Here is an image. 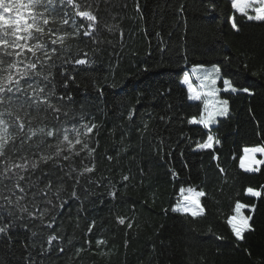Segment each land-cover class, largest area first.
Instances as JSON below:
<instances>
[{"label": "trees", "instance_id": "16d2710c", "mask_svg": "<svg viewBox=\"0 0 264 264\" xmlns=\"http://www.w3.org/2000/svg\"><path fill=\"white\" fill-rule=\"evenodd\" d=\"M86 2L99 19L93 38L104 42L94 44L89 37L73 41L72 51L81 58L86 52L90 64H69L61 70L76 75L69 89L75 111L79 113L83 105L98 124V134L94 130L91 137L93 145L99 144L96 171L89 175L100 186L88 185L85 176L78 197H72L69 182L61 197L67 203L56 210L52 229L32 227L42 231L35 239L44 244V255L39 247L25 250V242L34 238L17 222L10 240L0 236V264H28L29 255L34 264H264V200L244 195L248 186H264V166L256 173L239 168L243 148L264 143V72L259 71L264 64V24L237 16L243 26L239 32L233 30L230 0ZM181 3L184 12L179 11ZM68 11L73 12L71 7ZM78 23L87 26V21ZM201 64L220 65L222 75L255 92L223 95L230 102L229 114L211 129L221 141L216 146L219 161L212 159L211 151L197 148L208 130L187 124L188 117L199 114L202 103L188 101L182 80L191 67ZM132 109L135 115L129 121ZM160 116L166 119L161 121ZM145 123L147 134L137 131ZM218 162L225 169L223 175ZM76 165L82 166L79 159ZM125 174L131 177L127 182L122 181ZM182 186L206 192L201 199L206 206L204 218L193 220L171 210ZM84 188L92 193L87 198ZM114 191L115 198L109 195ZM237 199L256 205L254 213L245 212L253 216L255 230L246 232L243 240H237L225 223ZM118 216L132 218L134 227L119 225ZM8 219L5 214V222ZM93 220L95 227L89 233ZM50 221L51 214L45 224ZM53 229L60 239L47 251V236ZM98 239L106 240V246L98 249ZM81 247L84 251L77 256Z\"/></svg>", "mask_w": 264, "mask_h": 264}, {"label": "snow or ice", "instance_id": "6c2138e0", "mask_svg": "<svg viewBox=\"0 0 264 264\" xmlns=\"http://www.w3.org/2000/svg\"><path fill=\"white\" fill-rule=\"evenodd\" d=\"M230 6L232 15L229 20L233 30L239 32L243 26L237 16L245 22L264 24V0H230ZM69 7L73 12L68 11ZM179 11H185L183 3L179 5ZM78 20L87 21V26L78 23ZM98 25L96 10L86 0H0V236H8L10 240L12 228L20 222L34 238L31 243L25 242L26 251L30 247H39L40 254L44 255V244L35 239L42 235V231L32 230V227L52 229L56 210L67 203L61 197L67 191L69 182L72 197H78L81 180L85 176H88V185L95 183L97 187L100 186L99 181H93L89 175L96 171L99 144L96 142L93 145L91 137L94 130L98 134V124L83 105L79 113L75 111L76 101L69 89L76 75L61 70L69 64H90L86 52L81 58L80 53L72 51V42L79 43L83 37L93 38L99 31ZM106 27L109 32L112 31L111 26ZM123 36L121 30V39ZM103 42L93 38L94 44ZM166 47L160 51L164 52ZM197 67L205 66L201 64ZM243 67L247 69L248 65L244 64ZM259 71L264 72V64ZM252 74L257 75V72L253 71ZM197 79L199 84L195 85L188 75L183 78V83L187 85L188 101L202 103L199 114L188 117L187 124L201 125L208 130L206 139L198 142L197 148L211 151L212 159L219 161L216 146L221 141L212 134L211 129L219 123L218 118L227 117L230 111L229 100L222 99L220 93L243 92L252 96L255 92L251 87H238L232 78L222 75L218 64H213ZM218 82H222V88L217 86ZM98 91L102 93L103 89ZM163 94L162 91L159 93ZM134 115L135 109L130 110L127 119L132 121ZM159 119L164 121L166 117L160 116ZM171 119L167 117L169 122ZM148 128L149 125L145 123L137 131L147 134ZM160 144L163 145L164 141L161 140ZM160 150L163 151V148ZM257 154L264 156V143L244 147L243 155L239 157V168L245 173L260 172L264 159H257ZM77 159L82 165L79 168ZM107 159L112 161L113 157L108 155ZM86 160L91 163L86 164ZM216 167L220 174H225L219 162ZM130 179L127 174L122 176L123 182ZM83 192L85 198L92 194L88 188H84ZM109 195L115 198L118 193L114 191ZM244 195L264 200V186L259 189L248 186L244 189ZM205 196L202 188L198 190L194 186H182L171 210L186 214L193 220L202 219L207 214L206 206L201 203ZM255 209L254 203L237 199L232 213L225 217L226 225L237 240L245 239L246 232L255 230L253 216L245 214L246 211L254 213ZM5 214L8 222L4 220ZM50 214L51 221L45 224V217ZM116 219L126 229L134 227L132 218L118 216ZM95 223L93 220L88 225L89 233L93 231ZM216 238L223 239L221 236ZM57 239L60 237L53 229L47 236V251L51 250L52 242ZM88 243L91 244V241ZM106 244L104 239L96 241L98 249ZM64 251V248L59 249L60 253ZM83 251V247L77 249L76 255ZM28 264H34L31 255Z\"/></svg>", "mask_w": 264, "mask_h": 264}, {"label": "rangeland", "instance_id": "374dc122", "mask_svg": "<svg viewBox=\"0 0 264 264\" xmlns=\"http://www.w3.org/2000/svg\"><path fill=\"white\" fill-rule=\"evenodd\" d=\"M211 66H205L204 68H199L196 66H193L191 67L188 72L186 73V75L189 76L190 78V82H192L193 84L195 83H198L199 84V80L197 79V77H202L204 74H205V71L208 70V69H211ZM195 82V83H194ZM182 84L186 87L187 89V85L183 83V80H182ZM196 85V84H195ZM218 87H221L222 88V82H218ZM226 93H229V92H221L220 93V96L222 99H226L225 97H223L224 94ZM218 119H221V118H218ZM257 159H264V156H260L259 154H257L256 156Z\"/></svg>", "mask_w": 264, "mask_h": 264}]
</instances>
